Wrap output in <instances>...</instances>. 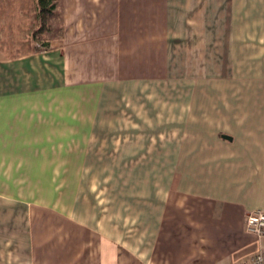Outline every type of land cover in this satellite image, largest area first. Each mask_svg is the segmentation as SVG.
I'll return each mask as SVG.
<instances>
[{
	"label": "crops",
	"instance_id": "crops-1",
	"mask_svg": "<svg viewBox=\"0 0 264 264\" xmlns=\"http://www.w3.org/2000/svg\"><path fill=\"white\" fill-rule=\"evenodd\" d=\"M28 3L30 27H0V264L262 249L246 221L264 212V0H55L41 45Z\"/></svg>",
	"mask_w": 264,
	"mask_h": 264
},
{
	"label": "rangeland",
	"instance_id": "rangeland-1",
	"mask_svg": "<svg viewBox=\"0 0 264 264\" xmlns=\"http://www.w3.org/2000/svg\"><path fill=\"white\" fill-rule=\"evenodd\" d=\"M5 1L8 2L9 0H0V4H2L1 2H5ZM28 2H29V0H13V3H14V5L16 4V7L14 5H11V6L12 7L14 6V8H11L9 6L8 7H3V6L0 5V23L2 22V25L0 27L3 28L4 31H5V28L3 26V23H5L8 18H11L13 20L15 18L14 21L16 23V22L20 21L25 16V15L22 16L21 13L24 10H27L28 9V5H30V3H28ZM29 23L30 22H27L28 27H30ZM25 24H26V21H23V22L20 21L18 30H19V28H21V26L23 28H25V26L27 25V24L26 25ZM46 24H47V27H46L47 28L46 36L43 35V33H41V31H39V32H36L35 33V36H33L34 38L32 37V39H33L32 41H35V43H37L39 45L43 44V41H49L52 37H54V36H50V35H52V34L55 33V27L57 26L56 21H54L53 18H51L50 20H48L46 22ZM40 26L41 25H39L37 27H40ZM31 28H32V25H31ZM33 30L34 29H31V31L29 33H31ZM21 36H32V35L31 34L29 35L28 32L25 33V34L17 32V34H15L14 36H9L8 38H13L15 41H17V39H20ZM27 40H29V37L27 38ZM7 42H8V40L3 39L0 36V45H5ZM64 132H66V130H64ZM69 155H70V153L63 154V157H64V160L63 161L64 162H65V160H69L70 159L69 158L70 157ZM6 171H10V170H6ZM61 171L63 172V176L64 177H69V169H66V168L64 169L63 168ZM59 172H60V170H59ZM42 188H43V186H42ZM30 193H32V195L33 194H37L38 193V186L35 187V188H32V190H31Z\"/></svg>",
	"mask_w": 264,
	"mask_h": 264
},
{
	"label": "built area",
	"instance_id": "built-area-1",
	"mask_svg": "<svg viewBox=\"0 0 264 264\" xmlns=\"http://www.w3.org/2000/svg\"><path fill=\"white\" fill-rule=\"evenodd\" d=\"M246 231L264 241V212L255 211L248 215L246 221ZM235 264H264V247L257 253L248 257L245 261Z\"/></svg>",
	"mask_w": 264,
	"mask_h": 264
},
{
	"label": "trees",
	"instance_id": "trees-1",
	"mask_svg": "<svg viewBox=\"0 0 264 264\" xmlns=\"http://www.w3.org/2000/svg\"><path fill=\"white\" fill-rule=\"evenodd\" d=\"M55 9V0H38L39 18L44 25Z\"/></svg>",
	"mask_w": 264,
	"mask_h": 264
}]
</instances>
